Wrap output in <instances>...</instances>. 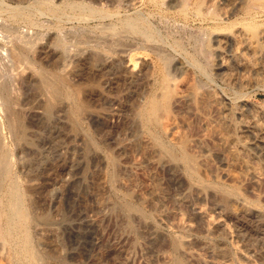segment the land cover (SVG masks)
Listing matches in <instances>:
<instances>
[{"label":"rangeland","instance_id":"374dc122","mask_svg":"<svg viewBox=\"0 0 264 264\" xmlns=\"http://www.w3.org/2000/svg\"><path fill=\"white\" fill-rule=\"evenodd\" d=\"M91 1L0 0V84L28 125L3 138L36 250L46 264H264V0ZM17 53L28 61L18 66ZM39 69L82 87L87 114L54 100ZM169 77L179 95L161 136L181 154L187 137L191 168L131 147L141 130L152 146L136 112ZM0 237V264H17Z\"/></svg>","mask_w":264,"mask_h":264},{"label":"bare ground","instance_id":"6f19581e","mask_svg":"<svg viewBox=\"0 0 264 264\" xmlns=\"http://www.w3.org/2000/svg\"><path fill=\"white\" fill-rule=\"evenodd\" d=\"M23 0H21V2H22ZM91 1V0H90ZM99 1V0H98ZM105 2V3H107V5H110V1H113V0H102V1H100V2ZM115 1V0H114ZM120 1V0H119ZM93 1H91V3H92ZM96 2H97V0H96ZM52 3V2H51ZM54 3V2H53ZM86 3V2H85ZM90 3V4H91ZM109 3V4H108ZM95 5H96V3H94ZM104 4V3H103ZM103 4H101V5H103ZM112 4V3H111ZM53 5H55L56 6V4H53ZM94 5V6H95ZM106 5V4H105ZM86 6V5H85ZM85 6H83L84 8V10H85V14H87L86 13V9H85ZM92 6H93V3H92ZM99 6V5H98ZM80 7V6H79ZM88 7V6H87ZM104 7V6H103ZM25 8V7H24ZM89 8V7H88ZM87 8V9H88ZM92 8V7H91ZM94 8V7H93ZM57 9V8H56ZM79 9H82V8H79ZM97 9V8H96ZM54 10V9H53ZM83 11V10H82ZM91 11H93V10H91ZM99 11V10H98ZM79 12V11H78ZM89 12H90V10H89ZM88 12V13H89ZM94 12V11H93ZM95 12L97 13V10H95ZM62 13V12H61ZM90 13H92V12H90ZM83 14V13H82ZM93 14V13H92ZM95 14V13H94ZM93 14V15H94ZM89 15V14H88ZM93 15H92V17H93ZM97 15V14H96ZM99 15V14H98ZM105 16V15H104ZM84 17V16H83ZM90 17V16H89ZM88 17V18H89ZM100 16H98V18H99ZM103 17V16H102ZM108 17V16H107ZM81 18V17H80ZM96 18V17H95ZM104 18H106V17H104ZM136 18V17H135ZM135 18H134V20H135ZM91 19V18H90ZM82 20V19H81ZM86 20V19H85ZM121 20V19H120ZM133 20V21H134ZM137 20V19H136ZM140 20H142L141 18H140ZM133 21H131V23L133 22ZM143 21V20H142ZM145 21V20H144ZM118 22V21H117ZM124 22V21H123ZM130 22V21H129ZM136 22H139V20L138 21H136ZM116 23V22H115ZM131 23H129L128 25L130 26V24ZM134 23L135 22H133V24L132 25H134ZM114 24V23H113ZM118 23H116V25H117ZM126 24H127V22H126ZM140 24V23H139ZM143 24V23H142ZM142 24H140L141 25V27L142 26H144V25H142ZM128 25H127V28H126V30L129 28L128 27ZM140 25H139V27H140ZM149 25V24H148ZM147 25V26H148ZM110 26V25H109ZM126 26V25H125ZM108 27V26H107ZM124 27V26H123ZM123 27L121 28V29H123ZM130 27H133V26H130ZM134 27H136V25L134 26ZM134 27H133V29H131L132 30V33H135V32H133L134 31ZM137 27H138V23H137ZM111 28H113V26L111 27ZM144 28V27H143ZM117 29L119 30L120 28L119 27H117ZM135 29H137V28H135ZM138 30V29H137ZM136 30V32H139V31H137ZM149 30H151V29H149L148 28V30L146 29V31H149ZM110 31V30H109ZM129 31V33H131L130 32V30H128ZM128 31H127V33H128ZM141 31V30H140ZM145 31V30H144ZM117 32V34H119V31H116ZM143 32V31H142ZM150 32L151 31H149V32H144V33H142V34H145V33H148V34H150ZM123 33H125V30H123ZM123 33L121 34H119V35H122L123 36ZM113 34V33H112ZM116 34V33H115ZM116 34V36H119V35H117ZM152 35H153V32L151 33ZM124 35H126V34H124ZM146 35V34H145ZM116 36L114 35V36H112L111 35V37H112V39H113V37H115L114 39L116 40ZM121 36V38H123ZM128 36H130V35H128ZM124 37H126V36H124ZM108 38V37H107ZM106 38V39H107ZM128 38V37H127ZM105 39V38H104ZM105 39V40H106ZM113 39V40H114ZM120 39V38H119ZM129 39V38H128ZM103 40V39H102ZM110 40V44H111V42L113 41H111V39H107V42ZM114 40V41H115ZM100 41V40H99ZM125 41V40H124ZM54 42V41H53ZM103 43H104V41H102ZM106 42V41H105ZM120 42H121V40H120ZM118 43V42H117ZM122 43H123V41H122ZM53 43H51V45H52ZM81 44V43H80ZM116 44V43H115ZM114 44V45H115ZM104 45V44H103ZM113 45V42H112V44H111V46ZM113 45V48H111V52H112V49H113V51L115 50V46ZM53 46H55V48L60 52L59 54H61L60 55V61L62 62V64L65 62V64H68V62L66 63V59H68V58H66L65 56H64V54H67L65 51H64V48H66L67 49V47H65L66 45H64V43H62V42H60V41H56V43H54V45ZM53 46H51V47H53ZM106 47H107V45H105ZM124 46V45H123ZM33 48H34V46H32ZM105 47V48H106ZM108 47H109V45H108ZM107 47V48H108ZM46 48V47H45ZM54 48V49H55ZM117 48V47H116ZM122 48V47H121ZM120 48V49H121ZM55 49V51H57ZM117 50H119V49H117ZM123 50V49H122ZM65 52V53H64ZM94 53V52H93ZM95 53H97V52H95ZM56 54H58V53H56ZM58 54V55H59ZM92 54V53H91ZM94 54H92V56H91V63H92V60H93V66H95L96 67V65H98V63H105V62H103L104 60V57H103V55H101V53L99 54V52H98V54H95L94 56H93ZM68 57V56H67ZM168 57V56H167ZM166 58V57H165ZM169 59H170V57H169ZM89 60H90V57H89ZM16 61H17V63L18 64H20V65H18V66H21L22 64H24L25 63V61H28V56H26V55H24V54H21V53H17V55H16ZM43 61V60H42ZM106 62H107V59L105 60ZM170 61V60H169ZM41 62V61H40ZM109 62V61H108ZM90 63V64H91ZM101 63V64H102ZM89 64V63H88ZM107 64V63H106ZM43 65H45V64H43ZM69 65V64H68ZM67 65V66H68ZM100 65V64H99ZM98 65V66H99ZM65 66V65H64ZM92 66V67H93ZM103 66V65H102ZM108 66V65H107ZM66 67V66H65ZM106 67V66H105ZM168 69V68H167ZM42 70V69H41ZM40 69H39V71H41ZM172 71V70H171ZM42 72H44L43 70L40 72V73H42ZM169 73V71L167 72V74ZM171 73V72H170ZM168 74V75H172V74ZM43 74V73H42ZM42 74H40V75H42ZM44 74H46V72H44ZM43 74V76H42V78L44 79V83H45V86H46V88L48 89V91L51 93V97L54 99V100H58L60 97H62V96H68L70 99H72L75 103V105H76V108H77V110H78V113H85V111L86 112H88L87 111V109H89L90 107H89V103H88V101H85V99L83 98V96L85 95H81L82 94V87L81 88H79V89H77L76 91L75 90H73V92H70V91H72V90H69V89H65L64 90V88H62L61 86H59L58 85V83H57V80L55 81L54 79L52 80L51 79V77L49 78V76L47 77L46 75H44ZM48 74V73H47ZM174 74V73H173ZM49 75V74H48ZM168 75H166V76H168ZM68 75H66V76H64V82H67V80L71 77H67ZM166 76H165V79H166ZM60 77V76H59ZM171 77V76H170ZM170 77L169 78H167V84L165 83L163 86V88L164 89H160V90H162V93L163 94H161L160 93V97H159V95H158V97H155L153 100H152V102H150L151 103V105L150 106H148V107H146V105H149V102L145 105V106H143V108H142V104L140 105L141 106V108L139 109V111L137 110V108H138V106H137V108H136V110L135 111H138V112H136V114L138 115L137 117L139 118V119H141V121H142V124H143V127H144V129L143 130H145V131H147V130H151L152 131V129H153V134H151L150 136H152L153 137V142H152V140H151V142L153 143L152 144V146H151V144L149 145V143L147 142V144H144V142H142L143 140H141V139H144V138H142V137H140V134L142 133V132H144V131H140V129H139V127L138 126H141V124H139L140 122H138L137 120H138V118H137V120H135V122H136V124L135 125H137V128L139 129V136L137 137L138 139H136L135 141H133L134 143L132 144L131 143V145H133V146H131L132 147V151L135 153V155H136V153L137 154H139L140 152L139 151H143V149H144V151L147 153V154H149V155H151V156H157V158H158V156L159 157H161L160 155H161V153L163 154V155H165L163 158L161 157V159L159 158V160H162V159H164L165 158V160H168V159H170V160H173V161H178V160H181V161H183L184 163H185V165H186V167H188V168H191L192 166H193V164L195 163V162H197L196 160H195V158H194V156L193 155H191V153L189 152V150H188V143L189 142H187V139H185V138H187V137H184V139H183V137H182V139L183 140H181V139H179V140H181V142H180V148L183 150V152H182V154L179 152V150H178V152L181 154V155H178V152H176V149H174L171 145H169V144H167V143H165V141H163V138H162V136H161V132L162 131H164V130H166V128H167V126H166V124L163 122V120L165 121L166 119H164V118H171V116H172V113L174 112V110H173V104H174V102L177 100V96L179 95V91H178V86H177V84H176V87L174 86V88L172 87V85L171 84H168V82L170 83ZM173 77V76H172ZM171 77V79H174V78H172ZM56 79V78H55ZM62 80V81H63ZM70 80V79H69ZM165 81V82H166ZM172 82V81H171ZM161 86V85H160ZM164 91V92H163ZM14 92H12V89H11V87L9 86V84H0V101L2 102L1 104H3V106L5 107L4 109H5V111H6V114L4 115L5 117H4V123L2 122V120L0 119V216H2V218L0 217V223L2 222H5L6 223V226L4 225L3 226V229H1V227H0V233L2 234V237L5 239H3L4 240V243H5V245H7L6 243V240L10 243V245H13V247H11V248H14V251L12 252V262H16V261H14V260H17V258H19L18 260L21 262V261H23L22 259H26L27 260V262H26V260H25V262L23 261L22 263H18L19 261H17V264H46L45 262H44V260H43V258L40 256V254L38 253V251L36 250V247H35V240H33L32 239V237L34 236H32V232H31V222H30V211L28 210V201H27V199H28V195H27V192L26 191H24L23 189H22V187L20 186V184H19V180H18V178H17V176H16V174H15V172H14V170H13V164H12V154H11V152L8 150V148H7V146H6V144H5V141H4V138H3V131L5 130V129H9V131H10V133H12L13 134V137L16 139V140H19V139H21V138H23V136H25V133L27 132V129H28V125L25 123V121H24V111H23V109H22V104H21V100H20V97L19 96H17V94L15 95V93L13 94ZM192 94V93H191ZM81 96H82V98H81ZM152 97V96H151ZM188 98H189V96H187ZM203 98V97H202ZM88 100V99H87ZM148 101V100H147ZM207 102H208V100H206ZM143 102H145V101H143ZM206 102V104H204V107H203V105L201 104V108L203 109L202 111H207V108L209 107V106H211V105H207L208 103ZM203 103H205V102H203ZM210 104V103H209ZM144 105V104H143ZM2 106V105H1ZM89 107V108H88ZM3 108V107H2ZM189 108V107H188ZM187 109V108H186ZM3 110V109H2ZM208 110H209V108H208ZM4 111V112H5ZM80 111V112H79ZM205 112H203V113H205ZM187 114L186 115H189V112H186ZM85 114H87V113H85ZM85 114H83L84 115V117H85ZM135 114V113H134ZM81 115V114H80ZM136 116V115H135ZM80 117V116H79ZM80 119H82V118H80ZM172 119H173V117H172ZM82 121V120H81ZM169 121V120H168ZM167 122V121H166ZM133 125H134V123H133ZM142 127V126H141ZM140 127V128H141ZM134 128H135V126H134ZM136 128V129H137ZM110 129H112V128H110ZM161 129H162V131H161ZM115 131V130H114ZM109 132V131H108ZM136 132V131H135ZM110 133V132H109ZM108 133V134H109ZM113 133V132H112ZM137 133H138V131H137ZM146 133H148V131L146 132ZM143 134L144 133H142L141 135L143 136ZM145 135V134H144ZM147 136H149L148 134H146ZM134 136H135V134H134ZM146 136V137H147ZM129 137V136H128ZM132 137V136H131ZM151 137V138H152ZM151 138H149L148 137V139H149V142H150V139ZM130 139V138H129ZM146 139V138H145ZM147 140V139H146ZM93 141V140H92ZM130 141V140H129ZM190 141V140H189ZM91 142V141H90ZM90 144V143H89ZM89 144H87L88 146H90ZM174 144V143H173ZM176 144V143H175ZM94 145V144H93ZM178 145V144H177ZM91 147V146H90ZM95 147V146H94ZM130 147V146H129ZM128 147V148H129ZM92 148V147H91ZM132 152V153H133ZM130 153V152H129ZM143 153V152H142ZM141 153V154H142ZM157 153V154H156ZM134 155V156H135ZM132 156V155H131ZM145 156V155H144ZM150 156V157H151ZM154 156H153V158H154ZM132 158V157H131ZM167 158V159H166ZM136 160V159H135ZM134 160V161H135ZM170 160H168V161H170ZM172 161V162H173ZM178 163V162H177ZM176 164V163H175ZM208 191V190H207ZM30 207V206H29ZM32 218H33V216H32ZM2 223L0 224V226L2 225ZM1 238V237H0ZM2 240V241H3ZM35 241V242H34ZM10 248V249H11ZM16 248V249H15ZM38 248V247H37ZM10 253H11V251H10ZM17 256V258L14 256ZM16 258V259H15ZM22 258V259H21ZM224 258V257H223ZM11 259V258H10ZM225 259V258H224ZM222 260V259H221ZM9 263H10V261H8ZM226 263V262H225Z\"/></svg>","mask_w":264,"mask_h":264}]
</instances>
